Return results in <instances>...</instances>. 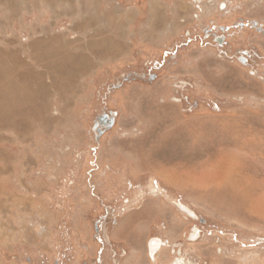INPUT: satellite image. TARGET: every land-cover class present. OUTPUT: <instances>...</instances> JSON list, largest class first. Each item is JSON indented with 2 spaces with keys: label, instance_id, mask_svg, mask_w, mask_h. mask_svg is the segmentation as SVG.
Segmentation results:
<instances>
[{
  "label": "rangeland",
  "instance_id": "obj_1",
  "mask_svg": "<svg viewBox=\"0 0 264 264\" xmlns=\"http://www.w3.org/2000/svg\"><path fill=\"white\" fill-rule=\"evenodd\" d=\"M0 264H264V0H0Z\"/></svg>",
  "mask_w": 264,
  "mask_h": 264
},
{
  "label": "flooded vegetation",
  "instance_id": "obj_2",
  "mask_svg": "<svg viewBox=\"0 0 264 264\" xmlns=\"http://www.w3.org/2000/svg\"><path fill=\"white\" fill-rule=\"evenodd\" d=\"M224 4H225V5H224L223 8L225 9L226 6H227V3H224ZM236 24H237V27H238L239 29H244L245 27H247V25H246V24H247L246 20L243 19V18H240L239 21H237L236 23H233V24H231V25H221L220 28H214V29L211 28V29H207V35H209V34H214L216 30L221 31L224 35H223V36H216V39L218 38V40H216V42L218 43L219 46L223 47V46L225 45V43H226V36H225V34H230V33H231V32H230L231 29H232V30H235V29H236ZM260 31H261V32L263 31V27L260 28ZM241 53L243 54V56L240 57V60H241L243 63H247V61L250 60V58H253L254 55L257 56L256 53L254 54L253 51L250 52V51L247 50V49H243ZM182 83L184 84V81H182ZM103 117H105V116L102 115V116H100V118H99V119H100V120H99L100 124H101V123H103V124L107 123V122H102V121H101V118H103ZM197 233H199V235H200L199 230H195V232L191 235V237L193 238V240L199 236V235L197 236ZM164 244H166V242H164ZM162 246H164V245H162ZM148 248H149V247H148Z\"/></svg>",
  "mask_w": 264,
  "mask_h": 264
},
{
  "label": "bare ground",
  "instance_id": "obj_3",
  "mask_svg": "<svg viewBox=\"0 0 264 264\" xmlns=\"http://www.w3.org/2000/svg\"><path fill=\"white\" fill-rule=\"evenodd\" d=\"M225 5V4H224ZM186 82H184V84H185ZM224 156H226V155H224ZM228 157H223V163H227L226 161H228V159H227ZM221 159V158H220ZM224 159H225V161H224ZM221 160V161H222ZM230 161V160H229ZM216 163V162H215ZM217 163H221V162H217ZM230 163V162H229ZM222 165V164H221ZM210 166V165H209ZM224 167V166H223ZM226 167H227V165H226ZM225 167V168H226ZM208 168V167H207ZM219 168V167H218ZM204 170V169H203ZM202 170V171H203ZM215 170V169H214ZM206 171V170H205ZM170 175H172V174H170ZM190 175H192V173L190 174ZM200 175H202V174H200ZM196 176V175H195ZM220 176L221 177H223V173H222V171L220 172ZM174 177V176H173ZM176 177V176H175ZM202 177V176H201ZM206 177V176H205ZM208 177V176H207ZM180 178V177H179ZM183 178V177H182ZM194 178V177H193ZM198 178V177H197ZM214 178V177H213ZM209 179V178H208ZM193 180V179H192ZM182 206V208H184V209H186V210H189L186 206H184V205H181ZM190 211V210H189ZM227 214H232V213H230L229 211H227L226 212ZM254 219V218H253ZM253 222V221H252ZM199 235V233H197V236ZM162 245H164V241L162 240V239H160V238H152L151 240H150V242H149V252H150V254H151V256H153V257H155V255L159 252V250L161 249V247H162ZM157 256V255H156ZM177 263H179V262H177Z\"/></svg>",
  "mask_w": 264,
  "mask_h": 264
},
{
  "label": "water",
  "instance_id": "obj_4",
  "mask_svg": "<svg viewBox=\"0 0 264 264\" xmlns=\"http://www.w3.org/2000/svg\"><path fill=\"white\" fill-rule=\"evenodd\" d=\"M107 115L108 114H105L104 115L105 117L101 118V121L102 122H111V124H112L114 122V118L113 117L109 118Z\"/></svg>",
  "mask_w": 264,
  "mask_h": 264
}]
</instances>
